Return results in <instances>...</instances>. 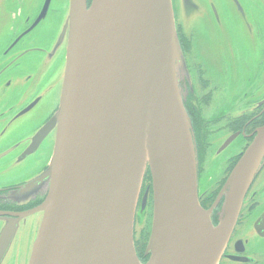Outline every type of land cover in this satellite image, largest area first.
Wrapping results in <instances>:
<instances>
[{"label": "water", "instance_id": "water-1", "mask_svg": "<svg viewBox=\"0 0 264 264\" xmlns=\"http://www.w3.org/2000/svg\"><path fill=\"white\" fill-rule=\"evenodd\" d=\"M29 2L13 22L18 0H0V52L36 13L40 0L26 13ZM238 2L44 1L10 50L33 38L43 20L53 24L46 14L51 6L66 4L49 49L31 46L22 54L28 57L25 68H30L32 55L44 56L38 73L45 72L30 85V98L40 84H49L18 114L13 127L31 128L6 165H14L15 176L21 177L29 170L23 164L33 160V173L8 198L18 205L39 204L11 218L0 217V264H219L244 195L264 160V128L222 189L214 225L216 206L204 210L199 204L196 147L178 88L186 69L176 24L195 35L208 29L215 38L214 53L235 69L242 30L230 6L239 8ZM223 19L232 21L239 40L233 35L217 39ZM199 38V55L205 60V41ZM228 41L233 51L226 47ZM25 76L1 79L0 106L22 93ZM44 110L47 114L38 118ZM12 132L7 130L0 141ZM147 174L151 194L146 188L137 211ZM145 214L151 216L145 218L149 258L142 263L133 232L136 215ZM253 227L264 240V212Z\"/></svg>", "mask_w": 264, "mask_h": 264}, {"label": "flooded vegetation", "instance_id": "flooded-vegetation-1", "mask_svg": "<svg viewBox=\"0 0 264 264\" xmlns=\"http://www.w3.org/2000/svg\"><path fill=\"white\" fill-rule=\"evenodd\" d=\"M44 1L40 0L36 13L28 17L29 24L22 30H15L16 33L12 35L8 44L0 52V81L5 77L20 80L26 74L24 80H28L26 82L28 84L23 83L22 93L18 97L10 98L0 106V138L7 130L13 131L6 140L0 141V156L15 148L0 158L1 218H11L13 214L28 211L39 204L36 201L18 205L8 198V195L17 191L25 179L33 173V160L29 158L23 164L26 166L29 164V170L21 177L15 176L14 165L9 168H6V165L11 161L8 159L9 157L20 152H17V149L22 147V144L18 145V143L26 138L31 128V124L21 128L13 127L18 120V114L39 95L43 90L41 87L48 84V82L40 84L35 95L30 98V85L37 83L45 72L43 70L38 73L44 56L32 55L30 68H25L24 64L28 57H24L22 54L29 49L27 47L45 48L53 41L54 38L46 26L48 24L54 26L57 23L55 15L57 6L60 5L51 6L46 12L53 20V24L43 20L34 30L33 38L23 39L21 45L12 50L10 47L16 37L30 27L38 17ZM88 1L90 2V0ZM24 2L28 3L29 0H18L13 22L23 16ZM33 2L34 0L32 4ZM234 5L235 7L230 6L231 14L237 20L238 26L242 30V36L240 43L238 40L236 41L241 45L240 50L235 49L231 41H228L226 45L229 51L235 49L236 52L234 69L236 73L233 76L227 62L217 54L208 56L209 66H207L205 60L195 54V34L193 32L185 33L180 24H176L186 69V74L180 77L178 83L182 104L190 120L196 145L200 205L205 210L216 206L212 217L214 224L217 223V214L223 204V199H218L222 189L241 161L246 149L257 136L258 131L264 128V0H239L240 7L238 8L235 3ZM32 8L33 5L26 13H30ZM222 25V34H218L217 39L223 40L233 35L235 40L236 33L232 27V21L223 19ZM201 30L198 37L205 41V51L209 52L212 48L211 45H206V40H210V36L207 34L208 29ZM34 40L39 41L33 44ZM49 47L50 45L46 50ZM241 56L244 58H240ZM34 57L38 58L36 66H34ZM215 68L217 69L215 70ZM16 75L17 77L11 78ZM230 78L231 87L221 84L222 80L229 81ZM36 130L37 126L33 128L32 133ZM226 141L229 142L227 146L225 145ZM41 148H44V144ZM146 188L151 194L150 185L146 184L142 188L141 196ZM141 196L137 211L140 208ZM263 212L264 160L244 195L235 228L219 264H234L232 259L239 260L240 264H264V240L257 236L253 227ZM145 218L146 214L137 215L134 223V247L138 259L143 263L149 258L148 255H145L149 237ZM239 241H242L243 244L250 241V245L240 246Z\"/></svg>", "mask_w": 264, "mask_h": 264}, {"label": "rangeland", "instance_id": "rangeland-1", "mask_svg": "<svg viewBox=\"0 0 264 264\" xmlns=\"http://www.w3.org/2000/svg\"><path fill=\"white\" fill-rule=\"evenodd\" d=\"M65 7H66V4L65 5H63V6H57V11H56V15H55V17H56V20H57V24H59L60 23V21H61V19H62V16H63V13H64V11H65ZM50 29H48L47 28V30H49V33L51 34V36L54 38L55 37V33H56V31H55V27L54 26H51L50 24H48L47 25ZM202 31V30H201ZM236 39H240V37L239 36H236ZM198 41H199V37H198V35L196 34L195 35V42H194V51H195V54L196 55H198V56H200L199 54L202 52V50L200 49V47H199V44H198ZM211 44H214V49H215V46H216V42H215V38H213V37H210V40H206V45H211ZM217 47V46H216ZM7 51V50H6ZM203 55L205 56V62H206V64H207V66H209V60H208V56H210V55H212V54H215L214 53V50H211V51H209V52H206L205 50H203ZM254 59V58H253ZM48 84H49V82H48ZM47 84V85H48ZM221 84L222 85H227V84H225V80H222L221 81ZM48 87V86H47ZM47 110H44L41 114H40V116L38 117V118H40L41 116H43V115H45V114H47ZM150 216V215H149ZM149 216L148 215H146V217H148L149 218ZM150 218H151V216H150ZM147 222V224H148V221H146ZM148 229H149V226H148ZM148 229H147V233H148Z\"/></svg>", "mask_w": 264, "mask_h": 264}, {"label": "bare ground", "instance_id": "bare-ground-1", "mask_svg": "<svg viewBox=\"0 0 264 264\" xmlns=\"http://www.w3.org/2000/svg\"><path fill=\"white\" fill-rule=\"evenodd\" d=\"M234 73H236V72H235L234 69H232V70H231V74H232V76L234 75ZM225 84H227L229 87H231V85H232L231 78H230L229 81H225Z\"/></svg>", "mask_w": 264, "mask_h": 264}]
</instances>
